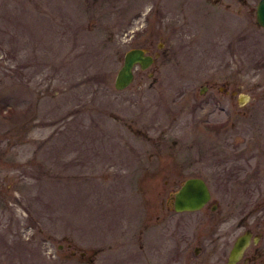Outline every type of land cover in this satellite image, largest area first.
<instances>
[{
    "label": "rangeland",
    "instance_id": "obj_1",
    "mask_svg": "<svg viewBox=\"0 0 264 264\" xmlns=\"http://www.w3.org/2000/svg\"><path fill=\"white\" fill-rule=\"evenodd\" d=\"M258 1L0 0V264H200L209 208L167 209L190 177L263 207Z\"/></svg>",
    "mask_w": 264,
    "mask_h": 264
},
{
    "label": "flooded vegetation",
    "instance_id": "obj_2",
    "mask_svg": "<svg viewBox=\"0 0 264 264\" xmlns=\"http://www.w3.org/2000/svg\"><path fill=\"white\" fill-rule=\"evenodd\" d=\"M145 53L149 54L146 51ZM204 87L206 90L209 89L208 86ZM224 91L226 93H222V95L226 94L229 96H233L235 93L234 90L228 91L227 89H224ZM201 92L202 89L200 93ZM221 125L223 124L213 122L210 123L208 127L212 130H217L219 127H221ZM213 164L217 168L219 166H222L223 161L215 159ZM196 178L201 177L196 176ZM182 183L178 186L177 190L171 195L170 200L168 201L167 209L170 212L179 214L186 212H196L208 207L210 210L209 219L211 221V224L214 226V230H217V232L211 233L209 235L210 238L206 239L205 243H203L201 246H197L194 248V254H196L197 257L200 256V258L198 259V263L228 264L231 250L234 248L237 240L242 238L243 240H245V245L232 264H264V205L263 207H260L259 205L249 206V202H242L241 206L238 208V211H235L233 209L235 207V203L231 202L230 208L228 207V210L223 213L219 202L213 200L211 201L212 193L208 184L205 181L210 193L209 201L199 210L176 211L174 208V197L175 193L179 190ZM164 203L165 202L163 201L161 202L162 205H164ZM221 213L224 215V218H218L216 216L217 214ZM238 214H240L241 216L239 217ZM249 217H252L253 219L248 220ZM224 224L225 232L223 233L222 230L224 228H222V226ZM176 244L177 251H180L182 245L180 244L179 240L176 241Z\"/></svg>",
    "mask_w": 264,
    "mask_h": 264
},
{
    "label": "water",
    "instance_id": "obj_3",
    "mask_svg": "<svg viewBox=\"0 0 264 264\" xmlns=\"http://www.w3.org/2000/svg\"><path fill=\"white\" fill-rule=\"evenodd\" d=\"M255 19L257 25L264 28V0H259L255 9ZM153 63V57L146 54L143 49L133 48L125 52L123 63L118 69L114 87L118 90L127 87L133 80V68L139 66L146 69ZM210 199V193L207 184L201 178L191 177L186 179L179 190L175 193L174 208L176 211H193L201 209ZM245 240L240 238L235 243L230 252L229 263L232 264L242 248Z\"/></svg>",
    "mask_w": 264,
    "mask_h": 264
}]
</instances>
